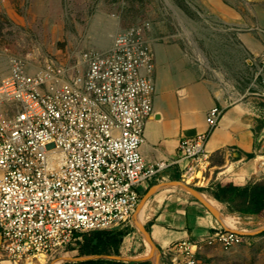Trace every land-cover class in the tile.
<instances>
[{"label":"built area","instance_id":"obj_1","mask_svg":"<svg viewBox=\"0 0 264 264\" xmlns=\"http://www.w3.org/2000/svg\"><path fill=\"white\" fill-rule=\"evenodd\" d=\"M152 50L137 27L118 34L106 52H82L76 64L13 62L0 81V258L35 264L78 242L81 233L129 223L139 188L168 166L147 163L144 128L156 92ZM223 111L212 107L207 129L184 137L175 162L182 180H203L208 140ZM241 234L216 227L207 244L224 249ZM198 246L171 250L196 264Z\"/></svg>","mask_w":264,"mask_h":264},{"label":"crops","instance_id":"obj_2","mask_svg":"<svg viewBox=\"0 0 264 264\" xmlns=\"http://www.w3.org/2000/svg\"><path fill=\"white\" fill-rule=\"evenodd\" d=\"M215 10L229 19L235 17L228 7ZM228 30H223L232 34L227 52H213L211 56L215 66L212 74L203 69H188L186 58L173 46L158 49L153 114L145 124L142 154L147 163L164 160L168 166L138 190L140 199L132 219L138 213L141 215V227L137 226L142 229V238L135 233L127 235L120 254L112 258L186 264L184 254L170 248L187 240L198 246L196 264H222L221 257L233 255L243 244L229 249L218 243L207 244L216 227L241 234L245 244L264 236V217L230 211L227 204L210 193L217 183L245 186L264 181V88L253 92L250 72L248 76H238L236 66L240 61L246 67L247 56L254 50L264 51V34H247L237 44L235 28ZM237 48L244 57H236ZM260 78L264 83V73ZM214 106L223 114L209 136L210 158L203 180L185 182L181 176L186 162L174 161L179 143L182 138L207 129L206 116ZM180 182L189 184L199 196ZM203 195L213 203L210 205Z\"/></svg>","mask_w":264,"mask_h":264},{"label":"rangeland","instance_id":"obj_3","mask_svg":"<svg viewBox=\"0 0 264 264\" xmlns=\"http://www.w3.org/2000/svg\"><path fill=\"white\" fill-rule=\"evenodd\" d=\"M224 7L235 17L229 19L218 10ZM134 27L152 50L155 69L158 49L173 46L186 58L188 69L212 74L213 52L226 53L231 41V31L228 35L223 30L234 27L237 44L247 34H264V0H0V81L15 60L27 68L42 67L46 60L73 66L82 52H106L118 34ZM236 57H244L238 48ZM247 57L246 67L237 63V75L250 72L254 92L264 88L260 80L264 51L254 50ZM121 227L131 228L128 235L142 238L135 219ZM240 244L241 249L219 261L264 264V236ZM77 248L78 242H74L35 264L80 262L92 257L79 256Z\"/></svg>","mask_w":264,"mask_h":264},{"label":"trees","instance_id":"obj_4","mask_svg":"<svg viewBox=\"0 0 264 264\" xmlns=\"http://www.w3.org/2000/svg\"><path fill=\"white\" fill-rule=\"evenodd\" d=\"M202 190V189H198ZM211 195L228 205L230 211L264 217V181L245 186H235L229 182L217 183L210 189ZM129 227H114L92 230L79 234V256H92L80 262L63 264H151L150 261L124 262L112 258L120 254L123 239L130 233Z\"/></svg>","mask_w":264,"mask_h":264},{"label":"bare ground","instance_id":"obj_5","mask_svg":"<svg viewBox=\"0 0 264 264\" xmlns=\"http://www.w3.org/2000/svg\"><path fill=\"white\" fill-rule=\"evenodd\" d=\"M5 77V76H4ZM188 182H190V181H188ZM203 198L211 205V199H210V197H207V196H205V195H203ZM213 203V202H212ZM135 221H136V224L139 226V227H141V215L138 213V215L136 216V218H135ZM44 259L43 258H41V261H43Z\"/></svg>","mask_w":264,"mask_h":264},{"label":"water","instance_id":"obj_6","mask_svg":"<svg viewBox=\"0 0 264 264\" xmlns=\"http://www.w3.org/2000/svg\"><path fill=\"white\" fill-rule=\"evenodd\" d=\"M179 184H181L183 187H185L188 191H190V192L193 193L194 195L199 196L198 193L196 192V190L193 189L192 187H190L189 184H184L183 182H180ZM145 234H146V236H147V238H148V240H149V243H151L148 234H147L146 232H145ZM87 258H89V257H87Z\"/></svg>","mask_w":264,"mask_h":264}]
</instances>
